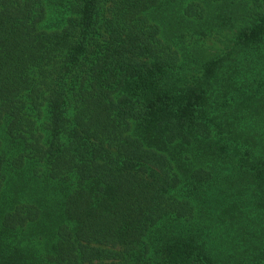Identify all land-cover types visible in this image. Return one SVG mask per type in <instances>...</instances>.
Segmentation results:
<instances>
[{
  "label": "trees",
  "instance_id": "obj_1",
  "mask_svg": "<svg viewBox=\"0 0 264 264\" xmlns=\"http://www.w3.org/2000/svg\"><path fill=\"white\" fill-rule=\"evenodd\" d=\"M0 264H264V0H0Z\"/></svg>",
  "mask_w": 264,
  "mask_h": 264
}]
</instances>
